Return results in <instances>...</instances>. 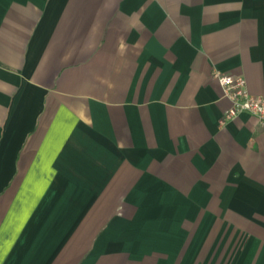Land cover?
Segmentation results:
<instances>
[{
  "label": "crops",
  "instance_id": "crops-1",
  "mask_svg": "<svg viewBox=\"0 0 264 264\" xmlns=\"http://www.w3.org/2000/svg\"><path fill=\"white\" fill-rule=\"evenodd\" d=\"M264 0H0V264H264Z\"/></svg>",
  "mask_w": 264,
  "mask_h": 264
},
{
  "label": "built area",
  "instance_id": "built-area-1",
  "mask_svg": "<svg viewBox=\"0 0 264 264\" xmlns=\"http://www.w3.org/2000/svg\"><path fill=\"white\" fill-rule=\"evenodd\" d=\"M213 76L221 86L223 96L231 102V106L222 114L221 124L237 117L242 112L257 117L264 124V94L252 95L249 93L245 79L242 76L218 71H215Z\"/></svg>",
  "mask_w": 264,
  "mask_h": 264
}]
</instances>
